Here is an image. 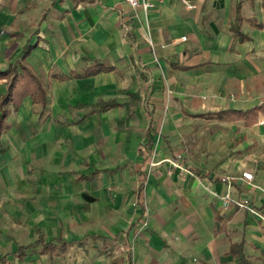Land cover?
I'll use <instances>...</instances> for the list:
<instances>
[{"label": "crops", "instance_id": "obj_1", "mask_svg": "<svg viewBox=\"0 0 264 264\" xmlns=\"http://www.w3.org/2000/svg\"><path fill=\"white\" fill-rule=\"evenodd\" d=\"M144 1L0 0V72L27 65L47 94L0 136V264H238L241 241L264 264V0ZM94 63L111 69L73 77ZM38 239L67 248L16 256Z\"/></svg>", "mask_w": 264, "mask_h": 264}, {"label": "trees", "instance_id": "obj_2", "mask_svg": "<svg viewBox=\"0 0 264 264\" xmlns=\"http://www.w3.org/2000/svg\"><path fill=\"white\" fill-rule=\"evenodd\" d=\"M242 21L243 18L241 16L240 6L239 3H237L233 6V10L229 17L230 31L232 32L233 37H235L237 40L244 41L248 37H246L240 31ZM253 24L254 26L261 27L260 25H256L255 23ZM25 58L26 57L24 56V59ZM107 69H111L110 66L104 67L100 63H94L92 67L84 69L83 72L73 74V77H88L101 71H107ZM21 72V74H18L14 67H9L4 72H0V80H4L7 87L5 94L0 96V136L8 127V124L6 122V115L8 113L10 104L14 103L16 107L19 106L21 102L20 100L25 96H30L32 101L34 103L41 104L42 108H44L47 104V94L45 87L42 85L41 80L36 72H32V70L27 65L21 66ZM115 106H117V103L112 101L99 102L97 103V105L93 106V112L107 110L108 108ZM256 112V108L248 111L226 110L214 113V116L218 119L223 120L242 119L246 124H250L252 122H255ZM209 116L211 117L212 114ZM216 219L218 223H222L223 221L219 215H216ZM222 227L223 226H220L221 229H224ZM38 246L42 247L40 250L42 253L49 254H53V252H56V250L64 252L67 248L65 246V243L60 240L45 242L42 239H38V241L33 244L26 245L24 247H18L19 249L16 253V256L18 258H22L24 257V255H26L27 249L35 248ZM243 248L244 242L242 241L241 243H233L231 245L230 253L237 254L241 257V260L238 264H257L256 261L252 260L250 257H247L246 254H243Z\"/></svg>", "mask_w": 264, "mask_h": 264}, {"label": "built area", "instance_id": "obj_3", "mask_svg": "<svg viewBox=\"0 0 264 264\" xmlns=\"http://www.w3.org/2000/svg\"><path fill=\"white\" fill-rule=\"evenodd\" d=\"M122 1L127 3L133 9L140 7L145 12L149 11L150 8L153 7V4L151 2H146L144 0H122ZM183 4H184V7L186 9L194 10L193 8L196 7L197 0H183ZM181 38L183 40L186 39L184 37H181ZM167 162H169L170 164H172L176 168H179L180 170H185L184 167L177 164L174 160L168 159ZM241 178H243L246 181H251L252 180V174L249 172L243 171ZM196 180H197L198 184L201 185L205 190L210 192L212 195H216V193L215 192L212 193L211 190L206 185H204L199 178H196ZM220 199L222 200L224 206H227L228 204H232V205L236 206L237 208H241V209L244 208V209L253 213V210L249 207L246 199H244L243 201L242 200H236L235 198H232L230 196L229 192L223 196H220Z\"/></svg>", "mask_w": 264, "mask_h": 264}]
</instances>
